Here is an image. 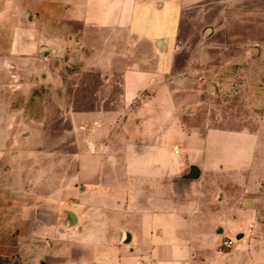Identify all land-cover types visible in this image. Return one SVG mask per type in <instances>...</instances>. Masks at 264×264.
Instances as JSON below:
<instances>
[{
	"label": "crops",
	"instance_id": "crops-1",
	"mask_svg": "<svg viewBox=\"0 0 264 264\" xmlns=\"http://www.w3.org/2000/svg\"><path fill=\"white\" fill-rule=\"evenodd\" d=\"M143 9L137 0H0V257L25 264H264V232L254 223L251 247L219 249L225 231L246 229L217 225L219 204L232 212L237 202L220 194L218 180L239 177L208 157L212 131L186 128L155 71L154 31L142 22ZM73 66L83 74L88 105L68 111L80 150L65 159L64 180L57 178L59 158L44 152L39 162L49 161L50 179L37 185L26 170L41 151H24L11 167L10 148H25L13 133L30 113L10 100L44 91L54 73ZM65 83L73 106L80 91L73 80ZM38 110L32 114H45ZM190 165L198 178L181 177Z\"/></svg>",
	"mask_w": 264,
	"mask_h": 264
},
{
	"label": "rangeland",
	"instance_id": "rangeland-1",
	"mask_svg": "<svg viewBox=\"0 0 264 264\" xmlns=\"http://www.w3.org/2000/svg\"><path fill=\"white\" fill-rule=\"evenodd\" d=\"M41 1L49 6L53 0ZM57 1L65 6L77 0ZM137 1L144 5L142 22L154 31L155 71L167 85L186 128L201 136L212 131L206 139L208 157L226 168L220 172H232L239 177L231 182L225 178L218 180L220 194L237 202L232 212L222 211L219 204L217 225L224 228L226 223H236L245 227L238 231L244 232L241 241L237 233H224V241H233V250L245 251L252 246L248 243L250 223L264 232V0ZM161 39L169 40L165 51L157 45ZM254 46L256 53L250 50ZM54 75L57 79L52 84L42 85L44 91L38 89L22 101L10 100L15 108L23 104L30 113L19 117V125H24L13 133L25 148H10L11 167H18L16 157L24 151L27 155L41 151L42 158H32L26 170V177L37 185L50 179V170H44L49 161L45 162L47 165L39 162L49 152L59 158L58 180L66 178L65 159L80 150L76 144L80 133L72 132L73 119L68 111L71 107H88L87 101L82 100L86 95L79 83L83 74L77 67L58 70ZM71 80L80 91L73 106L68 99L70 94H66L72 84L65 83ZM210 85L215 86L214 91H210ZM38 109L45 114H32ZM11 118L13 123L18 120L17 116ZM36 140L54 144L34 148ZM70 170L76 171L75 162ZM247 200L249 207H240ZM219 249L231 250L223 244ZM0 264L25 263L18 257H0Z\"/></svg>",
	"mask_w": 264,
	"mask_h": 264
},
{
	"label": "water",
	"instance_id": "water-1",
	"mask_svg": "<svg viewBox=\"0 0 264 264\" xmlns=\"http://www.w3.org/2000/svg\"><path fill=\"white\" fill-rule=\"evenodd\" d=\"M209 31H210V28H208L206 30V33L208 34ZM167 41H168L167 39H161V40L158 41V45L160 47H162L163 49H165ZM42 50H45V47H43ZM250 50H251L252 53H256L257 48L254 46ZM209 89H210V91H214L215 86L214 85H210ZM199 174H200L199 168L196 165H190L188 171L186 173H184L181 177L185 178V179H195V178L199 177ZM181 196L184 197V193ZM247 203H249V202H247ZM68 216H69V219L72 221L73 218H72L71 214L68 213ZM220 231H221V229H220ZM236 237L238 239L243 237V233L237 234Z\"/></svg>",
	"mask_w": 264,
	"mask_h": 264
},
{
	"label": "built area",
	"instance_id": "built-area-1",
	"mask_svg": "<svg viewBox=\"0 0 264 264\" xmlns=\"http://www.w3.org/2000/svg\"><path fill=\"white\" fill-rule=\"evenodd\" d=\"M225 249H231L233 247V241L231 239H226L223 243Z\"/></svg>",
	"mask_w": 264,
	"mask_h": 264
}]
</instances>
